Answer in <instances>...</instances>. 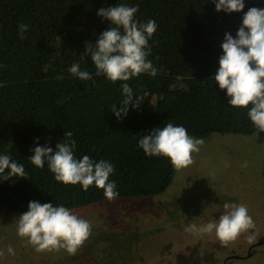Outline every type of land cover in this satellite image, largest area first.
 Listing matches in <instances>:
<instances>
[{
    "label": "trees",
    "instance_id": "obj_1",
    "mask_svg": "<svg viewBox=\"0 0 264 264\" xmlns=\"http://www.w3.org/2000/svg\"><path fill=\"white\" fill-rule=\"evenodd\" d=\"M121 3L138 6L139 22H156L147 59L158 71L127 81L135 95H149L118 120L111 110L113 104L121 107L122 82L96 76L85 46H94L110 27L97 11ZM244 4L241 12L225 13L215 10L214 0H0V155H9L26 173L0 181V211L21 215L30 201L71 211L108 201L94 185L87 191L65 185L47 163L43 169L31 164L34 147L47 144L55 151L65 132L73 133L76 158L88 155L114 165V200L154 198L172 185L176 169L170 160L146 156L138 147L153 128L171 122L194 138L256 135L264 143L248 109L229 105L226 90L214 80L224 34L235 38L249 8L264 9V0ZM19 24L29 26L25 39ZM73 63L93 79L72 76Z\"/></svg>",
    "mask_w": 264,
    "mask_h": 264
},
{
    "label": "clouds",
    "instance_id": "obj_2",
    "mask_svg": "<svg viewBox=\"0 0 264 264\" xmlns=\"http://www.w3.org/2000/svg\"><path fill=\"white\" fill-rule=\"evenodd\" d=\"M214 4L217 12L225 13L241 12L245 7L244 0H214ZM137 12L138 6L123 3L99 9L97 15L107 20L110 27L100 34L94 46L90 43L85 46V54L90 56L96 76L104 75L113 83L122 82L124 98L121 107L117 110L116 104H113L111 110L118 120L127 115L129 106L136 109L149 95L147 91L135 95L127 81L142 73L155 77L158 71L147 59L151 53L149 39L158 26L154 20L139 22L136 19ZM28 28L27 24L18 25L21 39H25L24 34ZM220 47L223 55L219 57L215 82L221 90H226L228 104L234 108H247V115L254 127L259 133H264V9L249 8L242 18L236 37L226 32ZM69 72L81 81L93 79L91 73L80 69L79 63H73ZM72 136V132H65V141L58 142L55 151L47 144L34 147L33 155L29 157L31 164L43 169L47 163L57 182L65 185L79 184L84 191L94 185L103 190L108 201L116 199L119 196L116 183L109 180L114 165L106 160L95 161L88 155L76 158V142ZM203 144L202 138L189 136L183 126H174L171 122L162 129L153 128L138 140V147L146 156L167 157L177 170L191 166L194 163L192 154L199 152ZM25 176L22 164L12 160L9 155H0V181ZM223 207L229 211L218 220L200 227L190 224L185 231L197 236L214 231L217 239L226 244L255 227L245 205L225 203ZM16 221L17 235L26 239L37 252L63 249L69 255H76L92 233L89 221L73 214L69 208L53 206L51 203L30 201L28 210ZM6 252L9 256L16 254L11 245ZM4 256L5 251L0 250V257Z\"/></svg>",
    "mask_w": 264,
    "mask_h": 264
},
{
    "label": "rangeland",
    "instance_id": "obj_3",
    "mask_svg": "<svg viewBox=\"0 0 264 264\" xmlns=\"http://www.w3.org/2000/svg\"><path fill=\"white\" fill-rule=\"evenodd\" d=\"M194 163L177 170L163 194L148 199H118L72 210L89 221L92 233L72 264H264V248L245 257L250 244L264 238V143L256 135H219L204 138ZM243 204L254 228L236 240L222 243L215 232L194 235L200 227L218 220L229 209ZM255 212L258 213L256 217ZM19 214L0 211V264H66L67 252H37L17 235ZM11 245L14 256L7 255ZM176 250H175V247ZM70 258V257H69Z\"/></svg>",
    "mask_w": 264,
    "mask_h": 264
},
{
    "label": "flooded vegetation",
    "instance_id": "obj_4",
    "mask_svg": "<svg viewBox=\"0 0 264 264\" xmlns=\"http://www.w3.org/2000/svg\"><path fill=\"white\" fill-rule=\"evenodd\" d=\"M255 214H256V217H258V213L255 212ZM174 247H175V245H174ZM257 247L264 248V238H261L260 240L254 241L252 244H250L245 257H239L237 255H232L229 258H230L231 262L236 261V260L237 261H243L245 259H249L250 256H252L250 251L256 249ZM175 250H176V247H175ZM78 254H76V255L67 254V256H65L66 257L65 263L66 264H72V263H74V261H79L80 258L78 256Z\"/></svg>",
    "mask_w": 264,
    "mask_h": 264
}]
</instances>
